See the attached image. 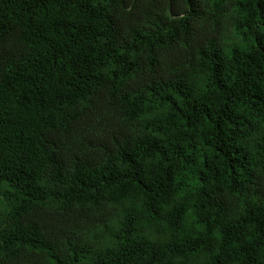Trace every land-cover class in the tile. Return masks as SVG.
<instances>
[{
  "label": "trees",
  "instance_id": "16d2710c",
  "mask_svg": "<svg viewBox=\"0 0 264 264\" xmlns=\"http://www.w3.org/2000/svg\"><path fill=\"white\" fill-rule=\"evenodd\" d=\"M0 264H264V0H0Z\"/></svg>",
  "mask_w": 264,
  "mask_h": 264
}]
</instances>
